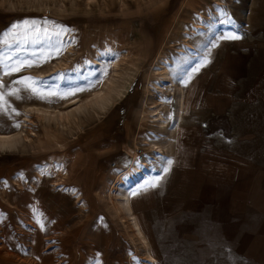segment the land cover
<instances>
[{
  "label": "rangeland",
  "instance_id": "rangeland-1",
  "mask_svg": "<svg viewBox=\"0 0 264 264\" xmlns=\"http://www.w3.org/2000/svg\"><path fill=\"white\" fill-rule=\"evenodd\" d=\"M88 1L0 0V41H7L0 42V91L18 89L20 97L5 95L0 134L27 125L26 107L74 110L81 102L69 100L89 97L99 88L101 71H111L108 49L119 56L131 52L136 63L124 71L119 80L124 90L105 110L84 107L64 129L37 121L33 143L0 148V225L8 226L7 243L0 240V264H154L127 224L99 202L97 194L110 185L122 190L136 185L134 213L159 264H264L246 262L235 253L241 200L257 202L245 175L248 170L253 174L264 148V0H202V12L213 14L215 24L189 38L186 32L199 20L198 12L187 6L190 0ZM24 19H46L40 27L48 29L47 36L23 28L9 33ZM57 26L71 31L58 39ZM83 29L93 32V38L85 42ZM229 34L241 39L222 38ZM69 38L74 56L64 48ZM186 40L196 52L187 50L180 57ZM97 50L103 57L100 68L93 66ZM165 58L173 61L169 71L175 86L164 95L170 124L161 131L143 116L162 97L153 88L152 73ZM17 61L32 66L5 75V64ZM59 61L67 66L56 68ZM24 77L35 78L45 93L59 94L33 96L15 83ZM180 88L189 101L176 124ZM69 91L75 94L61 98ZM157 147L162 174L120 186L117 175L130 167L135 151H159ZM70 164L81 169L77 184L69 175L64 191L54 189L58 168ZM69 188L82 194L79 203ZM27 193L44 204L45 212L56 208L59 228L47 242L41 225L35 240L22 239V233L33 237L32 232L16 224L18 218L7 210L14 198ZM3 233L0 228V238Z\"/></svg>",
  "mask_w": 264,
  "mask_h": 264
},
{
  "label": "bare ground",
  "instance_id": "bare-ground-1",
  "mask_svg": "<svg viewBox=\"0 0 264 264\" xmlns=\"http://www.w3.org/2000/svg\"><path fill=\"white\" fill-rule=\"evenodd\" d=\"M90 1L91 0H89L88 2ZM111 1L114 2L115 0H111ZM122 1L124 2V0ZM187 6L192 8V10L198 12L199 14V20L193 23L191 33L186 32L188 38L190 37V34H197L201 30L206 31L209 27H212V25L215 24V16L213 14L207 12V10L202 12L203 10L201 9L203 6L202 0H190ZM82 37L84 41L86 42L88 37L90 39L93 38V32H89L88 29H85L83 31ZM73 44H74L73 39L69 38L68 42H66L65 47H64L67 50L66 54L70 56L71 55L74 56ZM184 45L187 49L181 48L179 49V51L177 50L178 53L180 54V57H182L183 55H186L188 51L196 52L195 47L191 45L188 42V40L185 41ZM84 48L86 49L87 47L84 46ZM146 48L150 49L147 45H146ZM97 52H98L97 54L96 53L94 54L93 66L100 68V66H102L101 59L103 57H102L101 52H99L98 50ZM132 56L133 55L131 52H128L127 54H124L123 56H119L111 52L110 49H108L106 57H107V61L110 62L112 69L111 71H108L106 69H103L101 71L99 84H98L99 86L98 90L93 92L89 97L85 99L81 100L78 97H75L69 100V101H74V103L76 104L78 102H81L79 106H77L74 110L69 111V112H62V111H56V110L52 112L50 111L49 108L40 109L38 107H26L27 109L26 112L29 113V116H26L27 117L25 119L26 121H24V122H27V125L24 126V128L26 129L22 128L18 132H14L11 134H0V148L11 147V146L17 145L18 143H26V144L33 143L35 137L37 136V133L34 129L35 122L37 121L45 125H50L51 123L54 122V124L56 125L58 129L59 128L64 129L69 124H71L73 121L78 119L76 112L82 111V108L84 107L94 108L95 106H97L101 110H105L107 106L111 103L113 98L119 96L123 92L124 87L122 84H119V80L122 78V76L124 75V71L129 66H136V63L132 61L133 59ZM61 61H59L60 63L56 66V68L67 66L65 62H61ZM85 61H88V60H85ZM172 66H173V61L168 58H165L164 65L160 67L157 73H152V78L156 80V83L154 84L153 88L155 89L156 93L162 97L154 101L151 107H146L147 112H145L143 116L144 121L149 122L150 124H152L153 126H155L157 129L161 131L166 130L170 124L168 115L164 114V109L168 106L167 98L164 95L167 93L168 89H170V91L172 92L173 91L172 87L175 86L174 80L169 71V69L172 68ZM44 77L46 76L45 75L41 76V78H44ZM188 101H189V98L187 97L186 92L182 88H180L176 124L179 123V121L181 120V117L184 113V110H185V107ZM32 114L35 115L34 119L33 117L30 118ZM157 148L160 149V147H157ZM157 152L160 153L162 151L160 149ZM58 170H59V175L56 176V179L53 181V184H52L54 186V189H57L59 187L58 190L64 191L66 189V187H64V183L66 179L69 177V175H71L72 178H74V181L77 184V180L79 179V177L77 178L78 171L74 164H70L69 166L62 165L61 167L58 168ZM119 176L120 177L117 176L118 177L117 182L120 183L119 184L120 186L123 183H125L126 180H130V178H128L129 177L128 174H122ZM37 178H38L37 182H41L42 180L41 174H38ZM17 186L20 190L24 189L20 183H17ZM135 186L136 185H132L131 187L123 188L122 190L121 188L115 185L113 187H111L110 185L107 191L105 192L100 191L97 194V197H98L99 202L103 206H105V208L107 209L109 207L112 208L113 210L112 212L115 214V216L119 218L120 220L124 221L125 224H127L126 226L127 228L130 229L133 239L135 241H138L141 247L145 250L146 252L145 257L150 262L154 264H159L158 259L150 251L149 242L143 232V229L141 227V224L137 216L134 213V209L132 206V197H133V194L136 193ZM32 187L35 188L34 185H32ZM119 190H120V193H118ZM66 191L70 193L72 196H74L78 200V203L80 202L81 195H82L80 194V192L76 191L73 188H69ZM79 208L80 210H82L84 208V204L81 203L79 205Z\"/></svg>",
  "mask_w": 264,
  "mask_h": 264
},
{
  "label": "crops",
  "instance_id": "crops-1",
  "mask_svg": "<svg viewBox=\"0 0 264 264\" xmlns=\"http://www.w3.org/2000/svg\"><path fill=\"white\" fill-rule=\"evenodd\" d=\"M261 154H262V159L259 161L260 164L259 163L256 164V168L253 170V174L251 170L250 171L248 170L245 175L248 181V183L246 184V187L248 190L252 189L254 191V197L257 200V202L252 204L250 197H248L247 199L242 198L241 200L242 201L241 204H244V209L239 215V220H238L239 225L238 226L240 229V233L236 241V249H235V253L238 256L242 257L246 262H250V263H252L251 260H255L256 262L264 261V258H263V253H264V148H262ZM80 172H81V169L78 170V174ZM29 194L28 193L20 194V196L23 195L21 199H20V196H17L16 198H14L15 202H13L12 200L13 203L10 204L11 208L7 210L8 212L12 213V215L15 214V217L18 218V219L15 218L16 224H20L23 228H27L28 226V229L32 232L33 237L29 236L28 232L22 233L21 234L22 239L35 240V237L37 236V231L40 228V225H43L42 227L44 229L43 235H45L44 240L47 242L49 241V238L53 239L56 233L55 230L59 228V223L55 217L56 208L52 209V211H49L48 207H46L48 211L45 212L44 204L40 203L39 199L35 195L31 193ZM23 198L24 200L27 201L26 203H23L22 201ZM43 215H44V218H42ZM250 220L255 222L253 226H250L249 224ZM26 221H27V224H25ZM0 228H2L4 232L0 240H1V243L5 245L8 239V235H6L8 234L6 233L7 231L6 229H8V226L0 225ZM149 246H150V251L153 254L150 242H149Z\"/></svg>",
  "mask_w": 264,
  "mask_h": 264
},
{
  "label": "snow or ice",
  "instance_id": "snow-or-ice-1",
  "mask_svg": "<svg viewBox=\"0 0 264 264\" xmlns=\"http://www.w3.org/2000/svg\"><path fill=\"white\" fill-rule=\"evenodd\" d=\"M227 14V13H225ZM41 23H48V21L45 19L41 22H37V20L35 19H24L18 23H15L11 26V28L9 29V33L11 34H19V30L21 28L24 29L25 32L31 31L34 34H39L41 31H43L45 33V35L47 36L48 33V29L47 28H43L41 29L40 24ZM54 23V22H53ZM59 28V31L55 32L54 34L57 36V38L59 39L61 37V35L65 32L71 31V29H67L64 26H57ZM50 39V37H48ZM223 39H231V40H239L241 39V37L239 35L236 34H229L227 36H223ZM4 44H7V41H0ZM57 54L59 52V49L56 50ZM33 55H35V53H33ZM0 63H2V61H0ZM24 66H28L31 67L32 64L31 63H26L25 61H17L14 65H6L5 67L8 68L9 70L5 72V75H10L12 72H18L21 70L22 67ZM16 84L22 85L26 90L30 91L32 93L33 96H37L41 99H45L47 98V96H53V95H58L59 93H57L56 91H49L47 93H45L43 91L42 88L37 86V81L35 78H31V77H24L21 80H17L15 81ZM3 84H0V88H3ZM18 89H13L11 92L9 93H5L3 91H0V113H5L7 111L5 105L7 103V101L5 100V95H11V96H16L18 99L20 98L18 95ZM77 91H83V89H77ZM75 93L69 91L61 95V98H66L67 96L70 95H74ZM13 111H15L13 109ZM17 115H19V113H17ZM14 127H19V124H15L13 125ZM169 164H171L172 162L169 161ZM165 171L167 172L168 169H165ZM41 227H43V225H41Z\"/></svg>",
  "mask_w": 264,
  "mask_h": 264
},
{
  "label": "built area",
  "instance_id": "built-area-1",
  "mask_svg": "<svg viewBox=\"0 0 264 264\" xmlns=\"http://www.w3.org/2000/svg\"><path fill=\"white\" fill-rule=\"evenodd\" d=\"M158 152L152 151H139L134 153L131 165L127 169L121 171L119 175L128 174L130 180H126L125 183L135 182L139 179L151 180L160 176L164 170V163L162 161H157ZM117 175V176H119Z\"/></svg>",
  "mask_w": 264,
  "mask_h": 264
}]
</instances>
